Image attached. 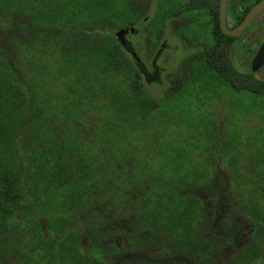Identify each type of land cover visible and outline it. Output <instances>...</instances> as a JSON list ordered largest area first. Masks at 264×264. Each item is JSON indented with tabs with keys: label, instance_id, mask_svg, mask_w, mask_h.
<instances>
[{
	"label": "trees",
	"instance_id": "1",
	"mask_svg": "<svg viewBox=\"0 0 264 264\" xmlns=\"http://www.w3.org/2000/svg\"><path fill=\"white\" fill-rule=\"evenodd\" d=\"M127 11L0 0V264H264V123L255 175L220 167L264 87L238 88L227 68L236 129L211 116L166 137L113 38Z\"/></svg>",
	"mask_w": 264,
	"mask_h": 264
},
{
	"label": "flooded vegetation",
	"instance_id": "2",
	"mask_svg": "<svg viewBox=\"0 0 264 264\" xmlns=\"http://www.w3.org/2000/svg\"><path fill=\"white\" fill-rule=\"evenodd\" d=\"M263 2L125 0L126 21L113 38L138 72V83L149 97L146 105L154 106V100L161 104L151 115L166 137L177 139V125L210 122L212 104L226 96L220 73L227 68L238 88L264 87V62L252 69L264 51V6L247 20ZM125 30L129 32L116 37ZM195 136L207 140L202 132Z\"/></svg>",
	"mask_w": 264,
	"mask_h": 264
},
{
	"label": "rangeland",
	"instance_id": "3",
	"mask_svg": "<svg viewBox=\"0 0 264 264\" xmlns=\"http://www.w3.org/2000/svg\"><path fill=\"white\" fill-rule=\"evenodd\" d=\"M60 82L56 83L53 90H56L57 88L60 89ZM230 96L227 94L224 97V101L220 102L219 104H212L216 105L215 107H211L210 114L212 117H221V119H224V125L227 129L232 128L236 129L230 122L228 116L231 115L232 109L230 107ZM264 113L260 111L259 114L252 116V115H241L238 116V119H235V122L237 124V129H240V136L235 138V146L236 148L232 152H228L226 156L221 157L220 167L225 172H230L231 170H236L238 175H240V178L249 180L252 175H255L254 173L249 172V164H251V160L258 156V150L260 148V143H256V138L260 136V133L257 132L258 128L262 127L264 123ZM258 125V128H257ZM176 128L178 126H175ZM181 128V127H178ZM178 132L181 134V129H178ZM184 132V131H183ZM227 138V137H226ZM201 140H203L201 138ZM209 146L204 143L203 146H201V150L196 152L193 155V161L194 162H202L203 157L208 156L209 153ZM206 150V152H205ZM235 160L236 166L231 167V161ZM260 168L254 167V172H258ZM230 172L232 176H234L236 173ZM231 176V177H232ZM245 187L247 188L248 185L245 184Z\"/></svg>",
	"mask_w": 264,
	"mask_h": 264
},
{
	"label": "water",
	"instance_id": "4",
	"mask_svg": "<svg viewBox=\"0 0 264 264\" xmlns=\"http://www.w3.org/2000/svg\"><path fill=\"white\" fill-rule=\"evenodd\" d=\"M224 1V0H223ZM264 6V2L257 8L255 9L250 16L247 18V20H249L261 7ZM224 12H225V7L223 6L222 8V19H224ZM129 32V30H125V31H119L118 34L116 35L117 38H121L125 33ZM232 35V34H231ZM264 62V51L262 53H260L256 59L253 61L252 63V69L253 70H257L262 63Z\"/></svg>",
	"mask_w": 264,
	"mask_h": 264
}]
</instances>
